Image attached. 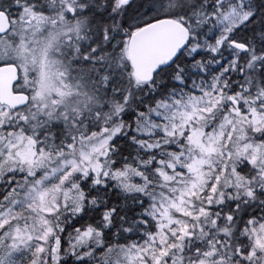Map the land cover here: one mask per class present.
<instances>
[{
  "label": "snow or ice",
  "instance_id": "snow-or-ice-1",
  "mask_svg": "<svg viewBox=\"0 0 264 264\" xmlns=\"http://www.w3.org/2000/svg\"><path fill=\"white\" fill-rule=\"evenodd\" d=\"M0 264H264V0H0Z\"/></svg>",
  "mask_w": 264,
  "mask_h": 264
}]
</instances>
